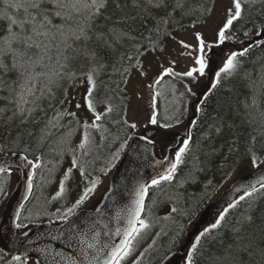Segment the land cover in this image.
<instances>
[{
    "label": "snow or ice",
    "instance_id": "6c2138e0",
    "mask_svg": "<svg viewBox=\"0 0 264 264\" xmlns=\"http://www.w3.org/2000/svg\"><path fill=\"white\" fill-rule=\"evenodd\" d=\"M214 7L215 0L201 3L196 9L189 7L188 0H0V153L6 152L18 159L17 163L0 157V197L7 195L6 186L13 171L19 173L23 169H30L24 174L27 190L31 193L37 170L46 169L51 174L66 153L71 154V166L63 172L58 182V190L51 199L60 200L68 196L66 181L71 179L74 169L87 182L71 206L63 211L57 208L52 214L60 221L61 227L54 230L56 234L50 233V238L52 241H62L64 247L45 245L35 248L43 261L32 260L31 264H126L133 256L138 238L153 227L151 209L161 203L158 198H152L151 207L146 205L150 189L162 191V185L176 184L180 187L185 183L184 180L177 183L176 178L178 170L186 163V157L192 151L191 132H188L187 137L176 148L174 157L165 155L162 159H156L149 148L155 147L156 139L142 136L140 139L145 141L143 151L152 156L151 166L156 169L155 174L149 180L138 177L130 186H125L126 196L120 195L126 199V203L110 197L111 205L97 206L87 215L78 214V209L90 199L102 182L100 175L90 178L91 174L87 171L88 165L94 162L87 157L94 150L98 152L106 146L103 142L110 136L112 143L119 141V146L111 153L107 166L100 169L105 175L116 167V161L120 160L122 154H127L130 150L139 154V146L133 149L130 143L137 135L134 131L137 123L128 121L126 110L120 119H112V113L117 112L118 106L112 104L109 97L97 98L98 77L107 67V58L116 56L121 49L131 45L136 56L127 53L120 55L121 61H129V67L124 68V75L134 68L142 76H147L139 56L157 48L162 52L163 41L169 37L175 39L169 26L184 28L180 21L186 16L198 13L191 27L195 28L197 24L206 27ZM253 11L258 17L264 18V0H231L222 21L213 30V38H207L203 31H194L193 43L183 39L178 41L182 49L180 57L191 63L183 71L177 70V60L169 61L167 66H158L157 74L147 85L152 96L148 124L168 130L180 124V117L188 111L185 106L182 109L177 108L172 116H165L163 122L158 118L156 97L162 93L156 89L162 86L166 78L171 80L167 87L173 94L177 91L176 82L181 83L184 89L179 94L181 100L196 98L195 86L201 79L209 77L214 50L226 42L239 44L240 48L224 53L221 65L211 78L208 92L195 104V112L203 114V106L208 96L221 87L226 79L240 72L253 49L264 50V23H257L253 19ZM246 16L247 23H251L252 27L241 29V38L233 29ZM149 21L154 22L155 27L150 31L155 34L156 40L149 38L148 46H145L140 43L143 33L137 34V25L144 27ZM133 59L135 64L131 63ZM252 63L259 64L256 77L253 78L252 72L245 71L244 78L250 80L247 86L254 92L252 105L258 107L256 93L264 86V57H258ZM77 80L81 84L85 81L87 83L83 106L91 113L90 121L85 119L81 122L75 111L56 108L53 104V101L58 100V94L66 96L64 84ZM123 83L126 84L127 80ZM58 103L63 105L65 101L60 99ZM98 103L106 104L103 112L97 111ZM81 106L77 103L75 107L79 109ZM245 107L248 108L249 105L245 104ZM50 111L52 115H49ZM260 115L264 118V111ZM173 119L175 125L171 122ZM219 119V125L215 122L208 125V130L202 134L205 140L211 139L213 132L217 136L222 134L223 117ZM191 124L195 126L197 120L193 119ZM113 127L118 132L125 133L124 137L112 136ZM54 130L61 132L56 141L59 150L52 147L50 151L56 152L61 161H49L48 164L52 167H48L41 150L53 136ZM77 132L80 133V140L73 147L72 138ZM94 133L99 134L101 143H97ZM260 135L264 136V129ZM256 139V136L251 137L253 146ZM4 140L12 147L4 144ZM33 149L39 151L40 155H33L29 159L28 154ZM77 151L79 156L76 155ZM217 151L219 150L214 148L205 155L211 156ZM261 152H264V146L261 147ZM247 154L252 169L258 175L253 182L237 189V197L227 203L214 222L195 235L187 247L184 264H199L198 258H203L206 251L210 253L207 264H250L252 261L254 264H264V208L261 207V201H264V160L253 147L247 149ZM193 159L199 160L198 157ZM199 170L203 171L202 168ZM189 178L193 179L191 173ZM41 181L51 183L44 174H41ZM208 183L211 184V181ZM245 201L247 208L229 224L230 212ZM23 208L24 204H20L15 214L13 223L16 229L27 227L19 222V209ZM146 209L148 215H145ZM179 211L176 207L170 209L171 213ZM181 214L189 215L187 212ZM49 223L54 221L50 220ZM185 230V226L180 224L170 238L169 252L172 248L180 247ZM28 235L27 231L22 233L25 238ZM205 241L218 246L219 254L204 249ZM32 243L31 240L28 241L29 245ZM20 247L24 248L22 240ZM13 251L0 249V264H29L28 248L16 251L15 254ZM245 256L249 261L244 260ZM132 264H140V257L133 259Z\"/></svg>",
    "mask_w": 264,
    "mask_h": 264
},
{
    "label": "trees",
    "instance_id": "16d2710c",
    "mask_svg": "<svg viewBox=\"0 0 264 264\" xmlns=\"http://www.w3.org/2000/svg\"><path fill=\"white\" fill-rule=\"evenodd\" d=\"M188 2L189 7H191L192 9H196L201 3H210V0H188ZM196 15H198V13H196ZM196 15L186 16L180 22L183 25L190 24L195 20ZM252 17L256 20L257 23H264V18L258 17L255 11H253ZM175 18L177 20H180L179 16H176ZM246 23L247 16L245 20L237 23L235 25V28L233 29V31H235L237 35H240L241 38L243 37L240 30H247V28L252 27L251 23H247V27H245ZM154 27L155 25L152 21H149L144 27H140L139 25H137V34L141 32L143 33V39L140 40L141 44L148 46L149 38L155 41L154 39L156 38V36L150 31ZM177 29H179L178 26H169V30L172 33ZM234 44L239 45L237 43ZM124 53H127V55L136 56V53L132 49L131 45L124 49H121L120 53H118L116 56L107 58V67L98 77V92H100L101 90H109L110 92L114 91L116 93L118 102L122 103V106L118 107L119 109L121 108L118 111L120 114H116V116L113 118L114 120L120 119V116L123 115L124 110L127 109L130 99V97L127 95L125 84L123 83V81L129 74L128 73L126 76L124 75V68L129 67V61L127 59H124L123 61L120 60V55ZM258 57H264V50L258 48L253 49L249 53V56L246 58L244 67L240 70V72L237 73L234 77L226 79L221 87L214 90L208 96V99L203 106L204 113L202 114L197 112V115H195V117L193 118L197 120V124L195 126L191 124L190 127V132L193 138L192 151L186 157V163L181 165L180 169L178 170L176 178L177 183L180 180H184L185 183H183V185L180 187H177L176 184L169 186L175 191L174 194H178V196H172L171 200L168 199L165 201H173V207L178 208L180 211L177 213H173L174 217L170 216L171 218L167 222V224H169V228L161 236L160 240L163 247L162 252L156 258L157 260L153 264H159L161 260L170 253V238L178 229L180 224H183L186 229L183 234L181 244L184 242L187 233L190 231L192 222L198 216L202 207L218 192L220 188L225 185V183L235 173L239 166L249 158V155L247 154V149L249 147H253L257 155H259L261 159L264 160V152H261V147L264 146V136L260 135L261 130L264 129V121L259 124L256 121L257 119L255 117V112L252 105V97L254 96V92L247 86L250 83V80L244 78L245 71L252 72L253 78L256 77V71L259 70V64H253L252 62L256 61ZM134 60L135 59L131 61L132 64H134ZM167 82H171L170 78H166L161 87L165 86L166 84L168 85ZM71 83L72 82H66L64 84V88L66 89V96ZM117 85H119V87H117ZM176 86H179L180 89L183 88L180 82H176ZM161 87L159 89H156L157 91H160L162 93L160 96L163 95ZM262 87L263 86H261L259 90H261ZM183 91L184 89L182 90V92ZM66 96L58 94V100H65ZM160 96L157 97V111L159 114L158 118L161 120V122H163L160 113ZM193 99L194 98L184 99V107L186 106L188 108V111L186 114L180 117L182 122L175 126H180L187 119V116H189L187 114L190 113L189 105ZM58 100L53 101V104L56 108L61 109L62 105L58 103ZM100 104L105 105L104 103ZM245 104L249 105V107L246 108ZM49 115H52L51 111L49 112ZM220 117H223L222 123L224 124L222 134L217 136L213 132L211 139L205 140L202 134L208 130L209 124L215 122L217 123V125H219L221 123L219 119ZM171 122L175 123V120ZM230 125L232 127H229ZM34 131L38 130L34 129ZM58 133V131L54 130L53 136L46 143L45 148L41 150L43 151L44 159L48 156L50 141ZM112 135H120L121 138H123L125 133L118 132L117 128L113 127ZM252 136H256L257 138L254 146L251 140ZM2 142L8 145V147H12L10 144H8L7 140H4ZM99 143L101 142L99 141ZM103 143L106 146L100 148L99 152L101 154H103V149L111 150L113 148L116 149L119 146V141L116 143H112L111 136L107 141ZM214 148L218 149L219 151L213 153L211 156L205 155V153H210ZM230 148L232 149L231 152L229 151ZM28 155L30 158H33V155H40V152L33 149V152L29 153ZM193 157H198L199 160L194 161ZM103 160L104 159H102L101 162H103ZM201 168L203 169V171L199 170ZM189 173H191L193 179L189 178ZM209 181H211V184L208 183ZM8 186L10 187L9 179L6 190ZM164 186L168 185H162V188ZM205 187L208 189V193L203 194L196 200L195 203L192 204V199L198 194L200 190ZM158 193L159 189H150L149 201L152 198H155ZM261 207L264 208V201H261ZM246 208L247 201L242 202L237 209L232 210L228 217V223L231 224L233 219ZM183 212H187L189 213V215H182L181 213ZM193 212L194 215H192ZM189 221H191V223H189ZM178 249L179 247L172 248V251H177ZM204 249H210L211 253L219 254L218 246H216L215 244L210 245L207 241L204 242ZM209 254L210 253L206 251L203 258H198L199 264H207V257ZM244 260L249 261V258L245 256ZM250 263L254 264V261Z\"/></svg>",
    "mask_w": 264,
    "mask_h": 264
},
{
    "label": "rangeland",
    "instance_id": "374dc122",
    "mask_svg": "<svg viewBox=\"0 0 264 264\" xmlns=\"http://www.w3.org/2000/svg\"><path fill=\"white\" fill-rule=\"evenodd\" d=\"M231 4V0H215V7L214 11L211 14L209 19L208 25L202 26L197 24L195 28H192L190 24L184 25V28H179L174 31L172 34L175 39L171 37L166 38L163 41V48L164 50L161 52L159 48L155 51H147L144 53L143 56H140L139 59L143 64V70L147 72V76H142L140 71L137 69L132 68L126 77L127 83L125 84L127 95L130 97L128 102V107L126 110L129 122L137 123V134L145 133V131L150 129H158L156 126L148 124V116L150 112V105L152 102V96L150 91L147 87L149 83H151L152 78L157 74L158 66L164 65L167 66V63L171 60H177V70L183 71L186 70V67L190 65V61L186 58H181L180 53L182 51L178 41L183 39L186 42L193 43V32L194 31H203L207 38H213V30L214 28L222 21L224 12L227 7ZM156 40V38L154 39ZM226 45V44H225ZM221 46L214 50L215 55L213 56V66H220L224 57V53L231 50L228 46ZM135 64V60L133 62ZM205 79H201L197 86L201 87L205 83ZM169 84V82H167ZM177 91L173 94L169 91L167 84L161 87L163 91V95L160 96V113L161 119L164 120L165 116H172L173 113L176 111L177 108L184 107V100H181L179 94L182 92L183 88H179L176 86ZM87 90V83L81 84L79 80L72 82L68 88L67 96L65 98V103L62 105L61 109H67L68 111H75L77 113V118L83 122L85 119L91 120V113H89L86 108L83 106V97L86 94ZM97 98L102 99L105 97L111 98V103L117 105L118 107L122 106L121 102H118L116 98V93L114 91L110 92L109 90H101L97 92ZM254 97V96H253ZM252 97V100H253ZM257 99V106H253V110L255 112V117L257 123H261L264 121V118L261 117V111H264V86L261 90L258 91L256 94ZM77 103H80L82 106L81 108L77 109L75 106ZM106 105V104H105ZM105 105L98 103L97 104V111L103 112L105 109ZM117 107V112L121 109ZM117 112L112 113V119L116 116ZM187 113V112H186ZM185 113V114H186ZM174 120V119H173ZM172 120V121H173ZM67 123V121H65ZM175 125V123H173ZM75 126V125H73ZM181 127H175L171 129V131H164L155 134L154 139H156L158 144V150L162 151L173 139L174 136L171 135L172 131H176ZM63 131V130H61ZM61 132H59L49 143V156L45 161V164L48 167H52L51 164H48L49 161L58 162L61 161V157L56 154V152L50 151L52 147H56L59 150V146L57 145L56 141L57 138L60 136ZM97 143H99L100 138L98 133L93 134ZM113 136V135H112ZM164 136L165 138L161 140V143L164 145L159 144V138ZM80 140V133L77 132L76 135L72 138L73 147L79 143ZM116 149L113 148L111 150L103 149V154L96 150L93 151L92 155L87 157L88 160L94 161L90 163L87 167V171L91 174V177L96 175H100L101 177V184L97 186L96 191L94 192L93 196L85 202L83 206H88L92 204L96 198L102 193L103 189L105 188L106 179L104 177L105 174L100 172L101 168L107 166L109 159L111 158V153L114 152ZM76 155H80L79 151H77ZM99 156V158H98ZM103 162H101V160ZM71 166V154L66 153L63 158L62 162L58 163L54 171L49 174L47 173L46 169H42L41 173L39 172L35 177V192L33 195L32 200L26 205L25 208V217L28 221L34 222L41 217L44 216L45 210L46 215L50 213L52 218L55 221V216L52 215L55 213L57 208H60L61 211L64 208L71 206L74 202L75 198L78 197L79 193L81 192L82 188L86 185V181L80 177L79 171L74 169L72 177L69 181H66V187L69 189L68 196L64 199L60 200H52L51 197L55 194L58 190V182L62 178L63 172ZM112 170V169H111ZM252 170V166L250 163V158L245 160L236 172L233 175V178L236 176L243 175L248 171ZM110 172V171H109ZM41 174L45 175L46 179H50L51 183H43L41 181ZM108 174V173H107ZM106 174V176H107ZM174 190L169 186H164L162 191L159 189V193L156 195L155 198H158L161 203L158 207L151 209V220L153 223V227L147 230L146 232L142 233L141 236L135 243V251L133 256L128 259L126 264H132V260L140 257V264H153L157 259V257L162 252V243H161V236L168 230L167 222L169 219H163L165 216H172L174 217L173 213L170 212V209L173 207V201L165 202L172 196H178L174 194ZM208 189L205 187L198 192V194L192 199V204L196 202L198 198H200L203 194H207ZM5 196L3 197L4 200ZM2 197H0L1 201ZM2 200V201H3ZM1 201V202H2ZM1 205V203H0ZM83 206H81L83 208ZM148 207H151V200L148 203ZM53 212V213H52ZM148 215V211L146 213ZM55 217V218H54ZM159 233V235H157ZM141 253L143 255L141 256ZM32 261H29L31 264ZM252 264V263H250Z\"/></svg>",
    "mask_w": 264,
    "mask_h": 264
},
{
    "label": "water",
    "instance_id": "95a60500",
    "mask_svg": "<svg viewBox=\"0 0 264 264\" xmlns=\"http://www.w3.org/2000/svg\"><path fill=\"white\" fill-rule=\"evenodd\" d=\"M235 49L240 47L234 46ZM217 65L213 66L209 71V77L205 79V87L202 90L197 91L198 95L205 92L211 85V78L214 75ZM196 103V100H195ZM193 113L188 117L187 122L184 126L176 131H172L171 135L174 136V139L164 148L162 151L157 148H151V152H154L156 159H162L163 156L168 155L174 157V152L176 148L180 145L181 141L187 137L189 132V127L191 120L195 116L194 103L191 105ZM171 131V130H164ZM162 131V132H164ZM157 133V129H150L145 131V136L151 137ZM142 136L136 135L133 141L130 143L133 146V149H136L139 146V154L134 151H128L127 154H122L120 160H118L116 167L113 168L109 174L108 187L103 193L99 202L92 208H83L78 210V214L87 215L94 210L95 207H104L105 204L111 205L112 199L110 197L120 200L121 203H126V199L122 198L120 194L126 196L125 186H130L134 179L138 177H143L144 180H149L152 175L155 174L156 169L151 166L152 156L149 153L143 151L145 147V141L140 139ZM165 138L164 136L159 138V144L164 145L165 142L161 143V140ZM0 157L8 160L9 162H17L18 159L16 156H10L8 154H0ZM147 157V159H145ZM30 159V158H29ZM30 169H23L17 173V178L14 187L12 188L2 210L0 213V248L4 249L6 252L13 251L15 254L16 251H23L24 248L29 249V256L32 260L43 261V257L40 256L38 252L35 251L37 247H44L45 245H52L56 248L64 247L62 241H52L50 238L51 234H56L54 231L61 227V223L54 224L49 223V221H43L36 225H33L27 228L24 231L29 233L28 237H23L22 232H19L14 227L15 214L18 210V206L23 204L28 200L31 193L27 190V180L25 176V171ZM257 173L252 169L243 175L236 176L229 180L219 191L218 193L202 208L198 216L191 224L190 231L187 233L184 242L180 245L178 251L169 253L160 264H184V256L187 250V247L190 246L196 234L206 225L214 222L219 212L227 206V203L232 199L236 198L238 193L237 189H241L243 185H246L250 182H253L256 178ZM112 189L113 191H109ZM242 194V190L240 192ZM27 197V199H25ZM147 201V199H146ZM20 213L22 209H19ZM115 226V222H113ZM24 242V248L20 247V241ZM31 240L33 243L28 244V241Z\"/></svg>",
    "mask_w": 264,
    "mask_h": 264
}]
</instances>
